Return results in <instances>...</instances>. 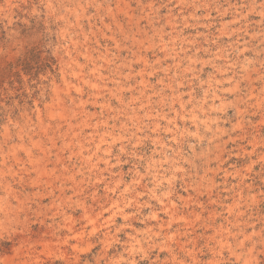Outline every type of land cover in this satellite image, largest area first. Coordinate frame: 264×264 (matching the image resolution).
<instances>
[{"label": "rangeland", "instance_id": "374dc122", "mask_svg": "<svg viewBox=\"0 0 264 264\" xmlns=\"http://www.w3.org/2000/svg\"><path fill=\"white\" fill-rule=\"evenodd\" d=\"M0 264H264V0H0Z\"/></svg>", "mask_w": 264, "mask_h": 264}, {"label": "bare ground", "instance_id": "6f19581e", "mask_svg": "<svg viewBox=\"0 0 264 264\" xmlns=\"http://www.w3.org/2000/svg\"><path fill=\"white\" fill-rule=\"evenodd\" d=\"M65 32V31H64ZM68 49V48H67ZM69 50V49H68ZM101 53V52H100ZM89 54V53H88ZM92 59V58H91ZM94 60V59H93ZM145 62V61H144ZM145 83V82H144ZM96 88V87H95ZM84 112V111H83ZM63 120V119H62ZM70 121V120H69ZM61 122V121H60ZM71 122V121H70ZM60 126H61V124H60ZM59 127V126H58ZM61 129V128H60ZM59 130V129H58ZM58 132V131H57ZM75 132V131H74ZM31 153V152H30ZM29 156H31V155H29ZM36 165V164H35Z\"/></svg>", "mask_w": 264, "mask_h": 264}]
</instances>
